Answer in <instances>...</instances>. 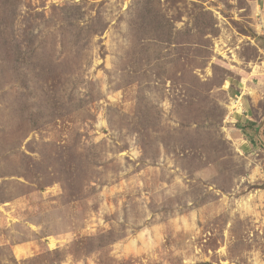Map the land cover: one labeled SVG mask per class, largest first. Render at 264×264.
Segmentation results:
<instances>
[{"label": "rangeland", "instance_id": "obj_1", "mask_svg": "<svg viewBox=\"0 0 264 264\" xmlns=\"http://www.w3.org/2000/svg\"><path fill=\"white\" fill-rule=\"evenodd\" d=\"M0 264H264V0H0Z\"/></svg>", "mask_w": 264, "mask_h": 264}, {"label": "bare ground", "instance_id": "obj_2", "mask_svg": "<svg viewBox=\"0 0 264 264\" xmlns=\"http://www.w3.org/2000/svg\"><path fill=\"white\" fill-rule=\"evenodd\" d=\"M18 254L22 255L23 254V250L18 249Z\"/></svg>", "mask_w": 264, "mask_h": 264}]
</instances>
